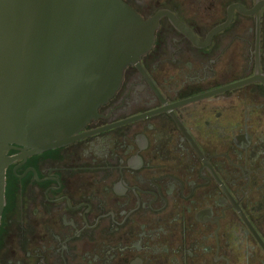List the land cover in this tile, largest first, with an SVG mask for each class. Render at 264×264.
<instances>
[{"label":"flooded vegetation","instance_id":"flooded-vegetation-1","mask_svg":"<svg viewBox=\"0 0 264 264\" xmlns=\"http://www.w3.org/2000/svg\"><path fill=\"white\" fill-rule=\"evenodd\" d=\"M124 1L154 42L77 139L8 167L0 264H264V0Z\"/></svg>","mask_w":264,"mask_h":264},{"label":"water","instance_id":"water-1","mask_svg":"<svg viewBox=\"0 0 264 264\" xmlns=\"http://www.w3.org/2000/svg\"><path fill=\"white\" fill-rule=\"evenodd\" d=\"M160 16L144 21L124 0H0V226L8 167L77 139ZM17 147L31 152L9 156Z\"/></svg>","mask_w":264,"mask_h":264}]
</instances>
